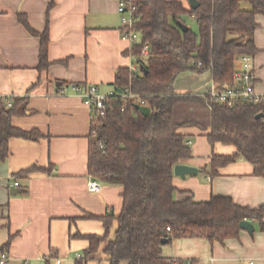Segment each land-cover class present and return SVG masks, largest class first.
Wrapping results in <instances>:
<instances>
[{"label": "crops", "instance_id": "1", "mask_svg": "<svg viewBox=\"0 0 264 264\" xmlns=\"http://www.w3.org/2000/svg\"><path fill=\"white\" fill-rule=\"evenodd\" d=\"M51 1L50 64L38 69L40 39L17 15L25 14L29 25L42 32ZM117 1L0 0V97L11 103L20 99L18 105L24 107L22 114L12 116L14 126L41 133L36 140L10 137L9 154L0 160V252L9 257L7 264H54L47 258L50 254L74 264L75 254L83 256L88 245L76 234H102L99 217L108 210L114 215L121 210V185L102 184L99 192L88 191L91 111L79 96L59 93V87L69 82L92 83L101 91L110 90L118 68L134 63L131 43L121 35ZM180 1L189 7L188 0ZM190 20L194 23L195 19L190 16ZM255 21L258 51L252 56L254 88L264 96V15L257 14ZM195 75L196 93L204 92L209 88L206 82L212 83L210 73ZM175 89L184 92L176 83ZM179 131L192 135L188 137L192 156L182 163L198 172L184 177L174 174L175 199L192 196L206 200L225 195L252 208L264 204V176L255 175L252 164L244 158L210 174L211 155L231 154L234 146L219 142L212 146L205 133L195 127ZM32 166L40 170L24 172ZM12 180L19 186H9ZM115 227L113 223L109 238ZM104 246L102 242L86 264H106ZM161 255L188 264H264V231L254 224L252 233L242 229L238 237L223 242L174 238L162 244Z\"/></svg>", "mask_w": 264, "mask_h": 264}, {"label": "trees", "instance_id": "2", "mask_svg": "<svg viewBox=\"0 0 264 264\" xmlns=\"http://www.w3.org/2000/svg\"><path fill=\"white\" fill-rule=\"evenodd\" d=\"M198 2L193 9L180 0H132L136 6L134 28L149 51L143 56L140 45L131 44L130 53L138 67L130 70L123 66L116 71L111 85L121 91L106 101L104 115L95 126L97 134L90 136L87 161L90 176L102 184L123 187L122 207L118 215L108 210L99 217L102 234H76L88 245L74 264H86L102 242L106 264H188L162 256L161 240L200 237L223 242L238 237L242 220L264 231V204L252 208L225 195H212L206 200L174 197L173 167L192 156L187 143L192 135L180 132L182 127L204 132L212 146L216 142L234 146L231 154L211 155V175L217 174L218 167L242 157L252 164L255 175L264 176V99L259 103L237 101L229 106L207 100L201 93L175 89L176 78L184 71H208L217 89L234 85L239 56H253L258 51L255 16L264 15V0ZM244 2L249 8L242 6ZM52 4L48 5L42 32L29 25L25 14L17 15L24 27L40 39L38 69L50 64L47 49ZM186 16L194 17L195 30L186 22ZM126 88L145 101L150 108L147 115L135 107V99L123 95ZM19 101L8 105L6 98L0 97V160L9 154L10 137L36 140L41 136L36 129L24 130L11 123L12 116L24 112ZM258 113L262 115L256 117ZM34 170L40 168L32 166L24 172ZM113 223L114 235L109 238Z\"/></svg>", "mask_w": 264, "mask_h": 264}, {"label": "built area", "instance_id": "3", "mask_svg": "<svg viewBox=\"0 0 264 264\" xmlns=\"http://www.w3.org/2000/svg\"><path fill=\"white\" fill-rule=\"evenodd\" d=\"M136 6L132 3V0H118L117 1V11L120 14L121 20V35L123 39L128 40L131 44L136 43L140 45V53L143 56H146L149 51L148 44L143 42L141 35L134 28V23L136 16L134 14ZM239 66L233 73V78L235 79V84L223 89H217L211 83L209 88L201 94L205 95L207 100L226 103L229 106H232L237 101H247L252 103H259L264 99L259 92L254 88V73H253V63L252 56L248 54H242L238 59ZM200 61L197 62L199 66ZM138 66L133 63L129 66L130 70H136ZM125 97L135 99L136 102L140 105H146L145 101L140 99L139 96L135 93L129 92L126 88ZM116 90L113 88L107 91H101L96 84L92 83H80V82H69L64 83L59 87V93L66 94L72 93L80 97L83 104H85L91 111L90 121V136L95 137L97 132L95 126L99 124V117L104 115L106 109V101L109 96L113 95ZM9 105L10 102H7ZM187 143L190 144V141L187 140ZM98 146H101V142H98ZM9 186L18 187L19 183L17 180H12L9 182ZM87 189L90 192H99L102 183L89 176L87 183ZM169 229V227H167ZM52 259L54 264H66L64 258L57 255L50 254L47 257ZM76 260L82 258L80 253L75 254L74 257ZM9 257L4 253L0 252V264H7Z\"/></svg>", "mask_w": 264, "mask_h": 264}, {"label": "water", "instance_id": "4", "mask_svg": "<svg viewBox=\"0 0 264 264\" xmlns=\"http://www.w3.org/2000/svg\"><path fill=\"white\" fill-rule=\"evenodd\" d=\"M188 4L190 8H196L199 4L198 0H188ZM186 28V27H185ZM60 82H57V84H59ZM118 92H120L121 90L118 89ZM135 107L140 111V113L142 115H147L150 111V108L147 105H140V104H136ZM262 113H258L256 115V117L261 116ZM198 172V169L194 166H189L183 163H179L176 164L173 167V174L184 177L188 174H196ZM240 227L242 229L247 230L249 233H252L254 230V224L251 221L248 220H242L239 223ZM161 243L164 244L166 243V239L161 240Z\"/></svg>", "mask_w": 264, "mask_h": 264}, {"label": "rangeland", "instance_id": "5", "mask_svg": "<svg viewBox=\"0 0 264 264\" xmlns=\"http://www.w3.org/2000/svg\"><path fill=\"white\" fill-rule=\"evenodd\" d=\"M242 6L244 8H249V4L247 2H244L242 4ZM185 20L186 22L192 27V29H196V24L195 23V20H194V23L190 20V17L189 16H186L185 17ZM194 72L192 71H184L182 73H180L177 77V80H176V86L179 88V91H191V92H194L196 93V84H195V79L192 78V76H196L195 73L193 74ZM197 75H200L201 73H196ZM200 79V78H199ZM209 80L206 82L207 85L209 87L210 85V82ZM207 90V89H206Z\"/></svg>", "mask_w": 264, "mask_h": 264}]
</instances>
